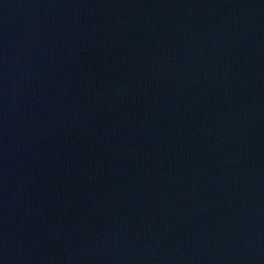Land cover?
Listing matches in <instances>:
<instances>
[{"label":"water","instance_id":"obj_1","mask_svg":"<svg viewBox=\"0 0 264 264\" xmlns=\"http://www.w3.org/2000/svg\"><path fill=\"white\" fill-rule=\"evenodd\" d=\"M0 264H264V0H0Z\"/></svg>","mask_w":264,"mask_h":264}]
</instances>
